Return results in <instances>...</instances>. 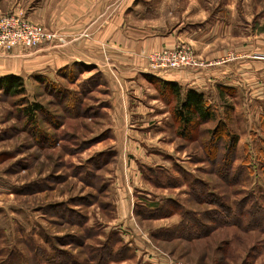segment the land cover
<instances>
[{
    "label": "rangeland",
    "instance_id": "1",
    "mask_svg": "<svg viewBox=\"0 0 264 264\" xmlns=\"http://www.w3.org/2000/svg\"><path fill=\"white\" fill-rule=\"evenodd\" d=\"M150 1L161 16L157 31L200 27L213 39L157 50L187 47L228 73L227 84L205 92L217 118L191 139L173 129L155 153L130 154V137H116L109 125V111L125 99L93 67L24 79L19 95L0 80V264H264V222L256 230L232 219L216 227L206 215L204 236L166 237L182 213L221 210L206 199L234 210L242 200L264 206V0H180L178 11ZM226 115L240 136L229 172L225 146L212 147L210 133ZM136 158L147 188L137 191L139 240L130 245L114 227L110 186Z\"/></svg>",
    "mask_w": 264,
    "mask_h": 264
},
{
    "label": "crops",
    "instance_id": "2",
    "mask_svg": "<svg viewBox=\"0 0 264 264\" xmlns=\"http://www.w3.org/2000/svg\"><path fill=\"white\" fill-rule=\"evenodd\" d=\"M179 3L180 0H162L159 5L165 10L172 4L178 11ZM0 9L23 13L30 21L59 35L52 45L37 50L19 46L12 53L0 51V77L14 74L26 80L57 75L59 70L74 64L93 67L105 75L111 90L125 99L124 105L116 104L109 111V125L116 137H130L126 147L130 154L155 153V149L163 147L158 145L159 138L176 129L172 105L161 93L164 82L208 93L230 79L228 73L210 67L215 63L211 60L208 62L212 65L203 67L153 69L145 53L175 47L184 39L193 43L213 39L204 38L197 31L200 27L192 31H157L161 16L150 0H0ZM136 160L124 172L119 170L120 176L110 186L114 227L130 245L139 240L133 225L138 217L137 191L147 188Z\"/></svg>",
    "mask_w": 264,
    "mask_h": 264
},
{
    "label": "trees",
    "instance_id": "3",
    "mask_svg": "<svg viewBox=\"0 0 264 264\" xmlns=\"http://www.w3.org/2000/svg\"><path fill=\"white\" fill-rule=\"evenodd\" d=\"M69 67H65L59 70L57 75H59L61 71ZM42 78H49V77L36 76V79H42ZM0 80L3 82L4 86L7 88V91L10 94L19 95L25 92L24 78L19 75L9 74L5 76H1ZM161 90H162L161 93L166 98V102L172 105V115H173V120L175 121L176 124L177 136L179 135L182 136L183 138L189 137L191 139V134L193 132L198 131L199 127L202 126V124L213 121L217 118V111L212 107L204 92L192 88L185 89L179 84L174 82H164V84H162L161 86ZM35 107H36L35 110H40V108H43L41 104H38ZM25 111L27 115L31 116L32 115L31 111H34V108L32 109L27 108ZM228 116L230 117V114ZM220 131L221 133L223 132V134L225 135L223 134L219 135L221 134ZM210 133L212 135L211 144H214L212 147L219 148L220 146H225V150L227 152H226V156H223L222 161H223V166H226L227 172H229L230 169L229 166L233 164L236 158L235 150L237 148L236 146L240 141V136L231 127L230 119H228L227 115L226 117H220L218 119L217 125L215 126L214 129L210 130ZM218 139L219 142H216L218 141ZM205 149H207V147H205ZM205 195H206L205 192L195 195L194 200L197 201V203H199L202 201V199H204ZM206 200L211 202V204L218 206L219 208H221V210L218 209L217 211H212V212L205 211L204 213L197 211L196 212L189 211L186 213H182L181 222L177 224L173 232H170V234L167 235L166 237H170L169 239L191 240L204 236L205 234H207V230L203 229L205 227L200 226L201 224L199 220L203 221L204 216L206 215H208L209 218L211 217L213 219V222L217 224L216 227L218 225L232 224L227 221L228 219H232V220H238V223H234L237 224L238 226H244L248 229L256 230L261 225V223L264 222V206H259V205L251 206L248 205L246 200H242L233 204V206L237 207V209L234 210L231 205L229 207L227 205L222 204L221 201H214L213 199H206ZM138 212H136L135 210V214L137 216L140 215L139 214L140 212L139 213ZM172 213H177V212L173 211ZM218 218H227V219H225V221H220V220L218 221ZM253 220L256 221L258 220V221L257 223L254 224ZM156 237L159 238L160 236L156 235Z\"/></svg>",
    "mask_w": 264,
    "mask_h": 264
},
{
    "label": "built area",
    "instance_id": "4",
    "mask_svg": "<svg viewBox=\"0 0 264 264\" xmlns=\"http://www.w3.org/2000/svg\"><path fill=\"white\" fill-rule=\"evenodd\" d=\"M59 35L45 25L30 21L23 13L3 12L0 9V51L12 53L23 47L29 51L52 45ZM153 69H181L203 67L205 63L192 57L187 47L162 49L148 53ZM211 65L212 62H206Z\"/></svg>",
    "mask_w": 264,
    "mask_h": 264
}]
</instances>
